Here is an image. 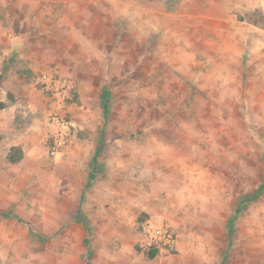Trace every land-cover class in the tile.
Segmentation results:
<instances>
[{"label":"rangeland","instance_id":"1","mask_svg":"<svg viewBox=\"0 0 264 264\" xmlns=\"http://www.w3.org/2000/svg\"><path fill=\"white\" fill-rule=\"evenodd\" d=\"M243 4L215 22L204 2L184 21L181 0H0V73L16 54L6 96L47 104L45 141L6 156L0 138V210L13 213L0 264H150L153 250L264 264V0ZM72 26L91 57L77 74ZM57 71L73 82L62 99ZM56 101L70 125L52 157Z\"/></svg>","mask_w":264,"mask_h":264},{"label":"crops","instance_id":"2","mask_svg":"<svg viewBox=\"0 0 264 264\" xmlns=\"http://www.w3.org/2000/svg\"><path fill=\"white\" fill-rule=\"evenodd\" d=\"M200 2H204L207 5L209 12L206 16L209 18V20H213L216 22L217 19H220V21L231 22L229 17L234 16V14L232 13L234 12L235 7H242L243 9H246V5H244L243 3L249 4L250 2H254V0H181V18L186 21L193 17L202 16L197 14ZM179 5L180 4L178 3L176 7H178ZM134 7L136 6L134 5ZM251 7L252 5L249 8L251 9ZM76 14L78 15V12ZM252 25L254 24H251V26ZM259 28L264 30V25L259 26ZM70 32L72 34V39H70L72 40V43L70 44L71 50L67 52V59L70 66H73L72 71L76 72L77 74V72L79 71V65H82L84 63L85 58L86 62L88 63L91 60V57L89 56L90 53L88 45H86V42L83 41V38L81 39L82 35H84V32L79 31V28L75 26L71 27ZM19 42V44H21V47L18 46L17 41L15 43L16 50H29L30 46L26 47L25 44L24 47V41L22 42L21 40ZM7 49L9 50V52L15 50L14 43L12 42V47H7ZM23 53L24 56L27 55L25 54V52ZM15 56L16 54L6 59V61L2 65L0 73L2 77V84L0 88V103L4 105V107L0 109V138L2 144L6 146V156H9V152L12 148L22 147L25 151L30 147L31 143H33V145L36 144L34 141H45L47 132V104L39 93L33 90L28 93H21V95L16 96L17 100L14 102H10L8 100V97L6 96V92L4 91L3 87L5 86V84L7 85L6 79L10 75L9 70L12 69L11 64L15 60ZM24 56L22 58H24V63H26L28 66H33L32 62L35 63V61L37 60L33 51L31 55L28 54V56ZM104 96V93L100 94L102 102H104ZM23 118L25 119L23 120ZM19 161L20 159L17 162ZM13 164L14 163H12V165ZM9 177L10 176H8L7 178ZM150 264H181V259H176V257L162 258L156 255L153 259H151Z\"/></svg>","mask_w":264,"mask_h":264},{"label":"built area","instance_id":"3","mask_svg":"<svg viewBox=\"0 0 264 264\" xmlns=\"http://www.w3.org/2000/svg\"><path fill=\"white\" fill-rule=\"evenodd\" d=\"M55 84L58 86L50 88L48 85V89L61 99L68 95L73 86L72 79L62 75L59 71L56 72ZM48 121L50 127L49 154L52 157H57L62 155L67 147L69 137L70 121L68 111L62 102L56 101L50 106Z\"/></svg>","mask_w":264,"mask_h":264},{"label":"trees","instance_id":"4","mask_svg":"<svg viewBox=\"0 0 264 264\" xmlns=\"http://www.w3.org/2000/svg\"><path fill=\"white\" fill-rule=\"evenodd\" d=\"M104 95H105V96H104V102H105V100L107 99L108 95H107V93H104ZM3 107H4V105L1 104V105H0V109L3 108ZM10 160H11L12 163H15V162H17V161L19 160V158L14 157L13 155H11V156H10ZM10 214L12 215L13 213H11V212H9V213H8V212H3V211L0 210V215L8 216V215H10ZM80 216H81V215H80ZM81 218H82V216H81ZM157 253H158V251H154V250H153V251H150V252L148 253V256H149L150 259H153V258L157 255Z\"/></svg>","mask_w":264,"mask_h":264}]
</instances>
